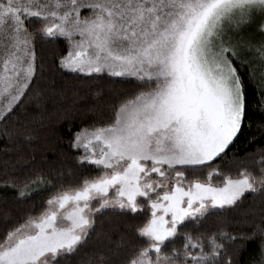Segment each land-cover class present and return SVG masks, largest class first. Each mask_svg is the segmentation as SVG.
Returning a JSON list of instances; mask_svg holds the SVG:
<instances>
[{
	"label": "snow or ice",
	"instance_id": "obj_1",
	"mask_svg": "<svg viewBox=\"0 0 264 264\" xmlns=\"http://www.w3.org/2000/svg\"><path fill=\"white\" fill-rule=\"evenodd\" d=\"M0 264H264V0H0Z\"/></svg>",
	"mask_w": 264,
	"mask_h": 264
},
{
	"label": "trees",
	"instance_id": "obj_2",
	"mask_svg": "<svg viewBox=\"0 0 264 264\" xmlns=\"http://www.w3.org/2000/svg\"><path fill=\"white\" fill-rule=\"evenodd\" d=\"M254 119L259 120V115H257ZM58 134H63V126L61 125H55V127L53 128L52 132L49 134L53 144L56 143V137ZM66 137H65V142H66Z\"/></svg>",
	"mask_w": 264,
	"mask_h": 264
}]
</instances>
